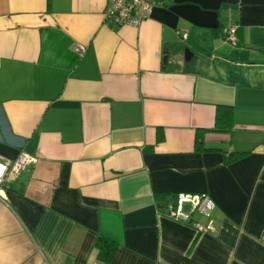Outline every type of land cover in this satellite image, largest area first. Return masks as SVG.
<instances>
[{"label": "crops", "instance_id": "crops-1", "mask_svg": "<svg viewBox=\"0 0 264 264\" xmlns=\"http://www.w3.org/2000/svg\"><path fill=\"white\" fill-rule=\"evenodd\" d=\"M105 4L0 0V155L33 157L0 198V264H101L98 236L109 264H264V0H155L137 27ZM218 104L232 128L197 152ZM181 192L213 230L166 215Z\"/></svg>", "mask_w": 264, "mask_h": 264}, {"label": "built area", "instance_id": "built-area-1", "mask_svg": "<svg viewBox=\"0 0 264 264\" xmlns=\"http://www.w3.org/2000/svg\"><path fill=\"white\" fill-rule=\"evenodd\" d=\"M154 4L155 0H106L103 11L104 20L114 25L137 27L150 15ZM235 33L236 29L230 27L224 31V37L227 41L234 43ZM73 48L79 53H83L85 49L82 45H74ZM31 159L33 157L25 152L19 153L13 159L0 155V198H4L2 193L6 185L29 165ZM170 199L165 205L167 216L176 221L188 222L198 232L213 230L210 223L191 219L195 211L207 215L214 208V202L206 194L181 192L174 197L170 196Z\"/></svg>", "mask_w": 264, "mask_h": 264}, {"label": "trees", "instance_id": "trees-1", "mask_svg": "<svg viewBox=\"0 0 264 264\" xmlns=\"http://www.w3.org/2000/svg\"><path fill=\"white\" fill-rule=\"evenodd\" d=\"M233 108L231 105L218 104L215 110V120L211 128H197L195 130L194 150L197 152L210 151L215 148H208L204 146V133L208 130L215 132H229L233 124ZM161 131H157V138L161 139ZM248 152L239 150H223L222 159L223 164L228 165L244 158ZM188 223V222H187ZM189 224V223H188ZM97 251L96 258L101 264H109L116 252L118 243L112 239L104 236H98L95 243Z\"/></svg>", "mask_w": 264, "mask_h": 264}, {"label": "water", "instance_id": "water-1", "mask_svg": "<svg viewBox=\"0 0 264 264\" xmlns=\"http://www.w3.org/2000/svg\"><path fill=\"white\" fill-rule=\"evenodd\" d=\"M189 52V54L191 53L188 49H185V59L187 58V53ZM164 60H166V56L164 55ZM171 199H170V197H168V201H170Z\"/></svg>", "mask_w": 264, "mask_h": 264}]
</instances>
